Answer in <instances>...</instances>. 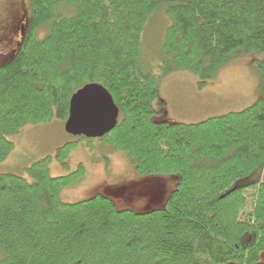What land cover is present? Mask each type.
I'll return each instance as SVG.
<instances>
[{
	"label": "trees",
	"instance_id": "obj_1",
	"mask_svg": "<svg viewBox=\"0 0 264 264\" xmlns=\"http://www.w3.org/2000/svg\"><path fill=\"white\" fill-rule=\"evenodd\" d=\"M30 10L23 41L0 65V163L11 136L65 124L73 94L97 82L120 109L97 139L137 175L178 181L163 207L136 211L102 194L65 202L83 163L52 176L47 156L28 168L33 181L3 173L0 264H264V181L242 182L264 169V97L197 123L155 120L163 76L190 70L203 88L234 54L264 55V0H30ZM158 12L168 24L155 73L142 65L143 36ZM255 64L264 82V56ZM75 147L59 148L61 164Z\"/></svg>",
	"mask_w": 264,
	"mask_h": 264
},
{
	"label": "rangeland",
	"instance_id": "obj_2",
	"mask_svg": "<svg viewBox=\"0 0 264 264\" xmlns=\"http://www.w3.org/2000/svg\"><path fill=\"white\" fill-rule=\"evenodd\" d=\"M28 12V11H26ZM24 12V13H26ZM30 13V10H29ZM162 12L153 15L143 36L142 65L158 72L162 57V39L167 26ZM47 28L38 31L43 37ZM20 37L0 46V61L9 62L20 46ZM262 53L234 54L219 70L215 79L199 86V79L190 70H176L160 79L158 88V114L155 120L168 123H197L212 116L241 111L264 97V82L256 66ZM60 119L39 124H27L11 136L14 149L7 160L0 163V175L13 173L28 175V168L36 161L50 156L52 176H63L75 171L81 163L86 175L77 185L62 192L65 202H77L96 194L112 198L121 209L146 211L160 208L176 187L178 176H139L133 165L110 146L97 138L74 136L65 131ZM76 143L67 159L68 165L57 158L58 150L66 143ZM246 178L243 183L261 178L264 171ZM264 259V256H263Z\"/></svg>",
	"mask_w": 264,
	"mask_h": 264
},
{
	"label": "water",
	"instance_id": "obj_3",
	"mask_svg": "<svg viewBox=\"0 0 264 264\" xmlns=\"http://www.w3.org/2000/svg\"><path fill=\"white\" fill-rule=\"evenodd\" d=\"M119 117L120 109L110 91L100 83L91 82L71 97L64 127L74 136L101 138L117 126Z\"/></svg>",
	"mask_w": 264,
	"mask_h": 264
},
{
	"label": "flooded vegetation",
	"instance_id": "obj_4",
	"mask_svg": "<svg viewBox=\"0 0 264 264\" xmlns=\"http://www.w3.org/2000/svg\"><path fill=\"white\" fill-rule=\"evenodd\" d=\"M29 10L30 0H0V46L13 42L17 36L23 41L29 26ZM0 65H4L3 61Z\"/></svg>",
	"mask_w": 264,
	"mask_h": 264
},
{
	"label": "crops",
	"instance_id": "obj_5",
	"mask_svg": "<svg viewBox=\"0 0 264 264\" xmlns=\"http://www.w3.org/2000/svg\"><path fill=\"white\" fill-rule=\"evenodd\" d=\"M263 171H264V169H263Z\"/></svg>",
	"mask_w": 264,
	"mask_h": 264
}]
</instances>
